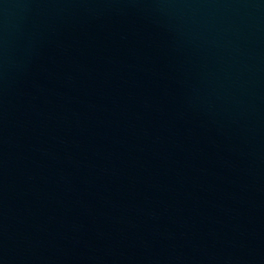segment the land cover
Here are the masks:
<instances>
[{"label": "water", "instance_id": "obj_1", "mask_svg": "<svg viewBox=\"0 0 264 264\" xmlns=\"http://www.w3.org/2000/svg\"><path fill=\"white\" fill-rule=\"evenodd\" d=\"M0 264H264V0H0Z\"/></svg>", "mask_w": 264, "mask_h": 264}]
</instances>
